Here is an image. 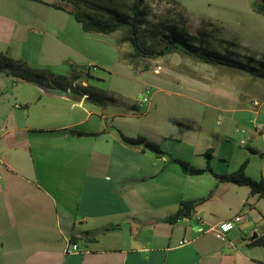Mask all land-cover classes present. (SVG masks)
<instances>
[{"label":"crops","instance_id":"crops-1","mask_svg":"<svg viewBox=\"0 0 264 264\" xmlns=\"http://www.w3.org/2000/svg\"><path fill=\"white\" fill-rule=\"evenodd\" d=\"M54 1L0 0V53L73 75L79 91L71 93L81 95L74 102L0 70V264H264V246L248 245L264 233V198L210 172L189 176L169 161L198 169L208 163L219 175L247 161L245 174L255 180L249 154L256 150L234 144L239 114L259 106L236 81L242 73L197 61L190 68L175 53L133 70L119 60L114 39L85 33ZM91 64L151 74L153 92L148 98L139 90L131 101L79 78ZM182 87L185 99L175 93ZM90 88L106 99L91 101ZM215 119L222 126L214 128ZM120 135L144 138L165 154ZM204 198L190 218L166 220L181 201ZM241 216L224 237L209 231ZM87 231H97L93 240Z\"/></svg>","mask_w":264,"mask_h":264},{"label":"trees","instance_id":"trees-1","mask_svg":"<svg viewBox=\"0 0 264 264\" xmlns=\"http://www.w3.org/2000/svg\"><path fill=\"white\" fill-rule=\"evenodd\" d=\"M149 0H55L52 4L53 7L65 11L73 16V18L80 24L85 33L109 35L116 32L121 34L120 39L117 41V48L119 52V60L125 62L133 70H137L143 61L150 59L162 58L172 53H179L187 56L197 62L210 65L227 67L237 72L245 73L252 79L264 80V71L256 67L255 62L251 57L238 55L234 50L226 46L221 48H213L210 39L214 38L213 33H206L200 30L195 36L186 37V34L178 30L173 25L162 26L159 33H151L154 40L159 46L149 47L146 45L147 33H140L141 28L147 24L145 19L146 6ZM175 4V0H172ZM254 10L264 16V0H260L255 6ZM143 37V42H142ZM221 44L225 43L224 39H217ZM161 43V44H160ZM125 44L128 46L129 53H121L120 46ZM234 46L230 42L226 43ZM233 56H243L246 58L244 63L234 60ZM5 69L10 76L15 80H22L35 83L39 86L48 89L65 91L62 89L63 82L72 84L76 78L73 75L59 76L54 75L48 69H37L30 67L21 60H14L5 53H0V70ZM90 77L88 68L85 71H80V77ZM57 87L52 88L51 84ZM69 84V85H71ZM68 87V85H67ZM66 87V88H67ZM88 97L91 101L102 103L106 97L100 94L96 89H89ZM121 136V140L128 145H142L144 148L153 152L157 156L165 154L161 151L160 147L152 142L138 137L130 139ZM209 157V155H206ZM179 166L183 173L189 176L201 175L204 172H210L220 183H234L239 186H245L249 189L250 195H258L264 198V183L259 180H253L245 174L247 161H244L237 170L228 174H215L209 164L204 169H198L190 166L189 163L169 158ZM211 193L209 196H211ZM204 199L199 201H181L175 213L169 216L166 220L170 223H175L179 220L190 218L196 206L203 202ZM108 229L107 227L103 230ZM97 231H87L85 236L89 240H93ZM77 239L71 238L70 243L74 244ZM249 246H264V233L256 236L248 243Z\"/></svg>","mask_w":264,"mask_h":264},{"label":"rangeland","instance_id":"rangeland-1","mask_svg":"<svg viewBox=\"0 0 264 264\" xmlns=\"http://www.w3.org/2000/svg\"><path fill=\"white\" fill-rule=\"evenodd\" d=\"M260 0H149L146 6L145 19L147 24L141 28L140 33L146 37V45L149 47L159 46L151 33H159L162 26L173 25L178 30L186 34V37L195 36L200 30L206 33H213L214 38L210 39L213 48L226 46L234 50L238 55L251 57L257 68L264 71V16L254 10V6ZM108 39H114L115 44L120 39L119 32L109 34ZM225 40L220 43L217 39ZM142 42L143 37H142ZM230 42L234 46L226 44ZM161 44V43H160ZM223 46V47H224ZM120 52L129 53L127 45L121 44ZM174 58H179L181 63H187L190 68L199 66L193 59H185L179 53L172 54ZM243 56H233L234 60L244 63ZM165 62L168 58H158L145 60L141 64L147 65L149 61ZM177 60V59H176ZM81 67L80 71H83ZM184 68V66H182ZM86 69V68H85ZM236 74V73H235ZM133 77V78H132ZM149 77V78H148ZM151 74H123L121 70L109 72H90V77H85L89 83L98 85L102 89L113 91L117 95L123 96L131 101L135 100L138 91L148 90L153 92ZM97 78L101 82H97ZM236 81L239 83L242 92L250 100H256L258 107H250V112L240 113L238 123L233 125L234 144L239 150H245L248 154L251 149L257 152L255 156L250 155V170L255 180H260L261 164L264 159V80L252 79L245 73L236 74ZM215 91V89H214ZM145 92V91H144ZM185 99L188 91L180 88L178 92ZM172 95H169L171 97ZM189 96V95H188ZM173 99V96H172ZM260 107V108H259ZM258 110V113L256 111ZM216 120L213 127L216 128ZM223 121L218 125L222 126ZM252 138V139H251ZM235 150L240 154L241 151ZM251 178V177H250ZM253 179V178H252Z\"/></svg>","mask_w":264,"mask_h":264},{"label":"built area","instance_id":"built-area-1","mask_svg":"<svg viewBox=\"0 0 264 264\" xmlns=\"http://www.w3.org/2000/svg\"><path fill=\"white\" fill-rule=\"evenodd\" d=\"M88 68H89V71H90V72H94V71L97 69V66H96L95 64H91ZM65 91H67V92H69V93H71V92H77V91H79V87H78L77 83H72L69 87L66 88ZM145 93L148 94L149 91L146 90ZM147 100H148L147 98H142V99L140 100V102L138 103V107H139V108L142 107L143 103H146ZM252 104H253L254 106H257V105H258L257 102H252ZM243 218H244V217L241 216V217H238V218L234 219L233 221H228V222L222 223V224H220V225H217V226L211 227V228L209 229V231H210V232H215V233H217V234L219 235V237H224L223 234H225L226 232L230 231V230L234 227L235 223L238 222L239 220L243 219ZM196 219H197V222H198V223H201L200 220H199L198 218H196ZM188 243H189V241H186V240H182L181 242H179L180 245H186V244H188ZM72 248H73L74 250L77 249L75 245H73Z\"/></svg>","mask_w":264,"mask_h":264},{"label":"water","instance_id":"water-1","mask_svg":"<svg viewBox=\"0 0 264 264\" xmlns=\"http://www.w3.org/2000/svg\"><path fill=\"white\" fill-rule=\"evenodd\" d=\"M43 89H44L45 91L50 92V93L62 94V95H64L67 99H70V100H72V101H74V102H79V101L81 100V95H79V94L69 93V92H67V91H63V92H62V91H60V90L48 89V88H46V87H43ZM256 236H257L256 234L252 235L251 240H253Z\"/></svg>","mask_w":264,"mask_h":264}]
</instances>
